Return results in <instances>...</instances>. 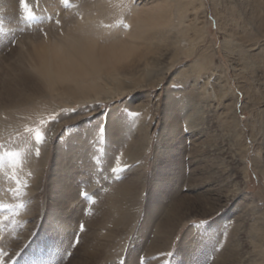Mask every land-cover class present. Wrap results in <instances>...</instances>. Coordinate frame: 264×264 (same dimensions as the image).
<instances>
[{"label":"rangeland","instance_id":"obj_1","mask_svg":"<svg viewBox=\"0 0 264 264\" xmlns=\"http://www.w3.org/2000/svg\"><path fill=\"white\" fill-rule=\"evenodd\" d=\"M60 1L62 3L60 13L58 11L55 15L51 14L54 19L58 18V23L62 13H67L72 7L77 10V6H80L83 7L84 13H90L93 19L90 27L96 36H100L104 27H108L117 20L127 25V28L130 26L128 29H132L133 22H130L128 17L132 14L133 7L141 1L144 5L148 0H68V7H65L63 0ZM154 1H149L148 5L152 6ZM205 3L207 17L203 26L205 25L206 28L203 33L204 43L200 48L206 51L203 55L205 61L208 62L209 58L212 60L209 64L211 67L205 69L207 72L204 70L201 73L193 68L189 69L197 56L183 57L157 88H145L109 101L93 100L86 103H71L64 95L50 94L31 105L17 108L14 112L11 110L10 113L0 114V264H69L71 261L83 258L84 253H89V248L91 247L92 250L94 247V243L90 245L88 243L89 247L86 245L87 248H82L84 236L88 232V222L99 211L101 213V210H104L110 196L116 194L118 184L130 178L140 179L139 184L143 191L140 196L142 204L136 213L138 223L134 221L128 230L123 227L118 229L120 235L116 238L117 240L110 241L104 253L111 252V255L109 254L108 260L103 258V261L101 260L103 263L100 262V264H215L217 257L223 251L226 238L237 215L245 209L250 211L253 216L248 221V227H250L258 219L259 213L264 214V176L258 170V164L254 162L258 157L261 160L263 155L259 153L258 156V143L254 142L251 132L250 120L256 111L249 103L246 88L249 85L245 79L250 76L240 64L239 67L234 68V65L238 63L232 62L234 58L229 56L230 53L224 48L225 34L216 22L218 11L215 12L217 9L213 6L212 0H205ZM199 7L197 2L195 8ZM23 8L26 7L23 6ZM190 10L194 8L191 7ZM193 13H187L189 17L186 18L185 24L190 23ZM51 16L47 19L49 23L44 20L42 24H50ZM31 17L26 18L22 33L33 30L37 24L42 25L36 14ZM200 21L203 22L204 19L201 18ZM24 25L28 26L24 28ZM118 38L121 41L126 40V36ZM114 40L113 36H109L107 45H111ZM12 44L13 47L18 45L16 41ZM210 68L213 69L209 70ZM186 72H189V75H186ZM224 81L230 88L228 99L221 97ZM234 97L237 98L236 113L240 120L237 128L229 127L226 119L227 104L231 103ZM167 104L179 112L178 122L182 132L179 133V130H176L174 138L168 130H165L167 126L164 116ZM196 106L205 116L206 133L204 131L200 136L194 135L192 133L194 131L191 132L185 120L186 115L184 116L188 110L191 112V109ZM112 123L119 129H116V140L122 141L125 147L111 141L109 144L107 132ZM37 132L41 134L42 139L37 140ZM227 134L233 139L226 144L235 146L236 173L241 191L232 203H223L219 212L213 215L203 216L194 209L198 216L193 214V217L183 223L171 249L149 256L144 248L150 245L149 241L153 239L156 228L151 229L152 234L149 239L146 238L149 240L146 243L144 238L151 232L146 228L147 224L144 221H147L149 200L156 195L154 193L156 183L171 182L169 183L172 185L171 188L178 190V187L181 188L178 184L185 181L182 188L183 194L191 195L190 203L196 202L198 193L189 189L191 169L195 167L201 169L204 165L197 161L198 164L194 163L195 166L190 163L193 148L203 141L215 138L222 142L229 137ZM171 137L176 139L170 142ZM136 138L142 144H148V147L143 154L133 160L127 156V151ZM60 149L66 153L69 152L65 161H71L73 167L71 174H64V177L72 180L73 185H71L77 190L82 200L81 207L83 206L81 215L73 216L76 227L72 232L65 227L57 226L55 221L57 215L52 205L54 200L51 199L55 194L52 196L50 192L52 189L50 181L54 177L52 175L54 162ZM168 151L169 153L171 151V154ZM182 153L183 156L185 155L184 158ZM200 158V155L197 156V159ZM41 161L44 162V167H40ZM200 164H202L201 167H199ZM183 169H185L184 174ZM200 182L201 180H198L195 183ZM38 186H40L39 190L33 194L32 189ZM162 192L169 191L166 189ZM162 192H158V195ZM37 202H39V209L37 206L35 208ZM31 209L36 211L35 222L33 221L35 227L30 230L31 234L24 238L29 230L27 229L29 219L26 218V214ZM224 216H230L227 222L221 221ZM113 228L115 227L112 224L99 226L98 231L93 235L103 238L102 234L106 232L104 238H107ZM191 228L194 231L189 234V236L192 235L189 241H193L185 242L184 237Z\"/></svg>","mask_w":264,"mask_h":264},{"label":"bare ground","instance_id":"obj_2","mask_svg":"<svg viewBox=\"0 0 264 264\" xmlns=\"http://www.w3.org/2000/svg\"><path fill=\"white\" fill-rule=\"evenodd\" d=\"M36 1L37 3H35ZM149 1L151 0L145 2L144 5L143 1L138 2L137 6L133 7L132 14L130 13L131 15L128 17V20L130 18L129 21L133 22L132 29H128L127 25L117 20L108 27H104L100 36H96L90 27L93 19L90 17V13H84L83 7L77 6V9L75 5L77 10L72 7L67 13L60 14L62 18H60L61 23L59 22V24L58 18L54 19L53 15L61 9L60 0H23V3L21 0H0V114L10 113L11 110L14 112L17 108L31 105L50 94L64 95L71 103H86L93 100L109 101L145 88H157L183 57L197 56L195 62L189 66V69L193 68L195 71L198 70L197 72L211 67L209 64L212 63V60L209 58V61L206 62L203 58L206 51L200 48L204 43L203 33L206 28L205 25L203 26L207 17L205 0H153L155 3L153 2L152 6L148 5ZM197 2L200 7L196 9ZM212 2L217 9L215 12L218 11L216 22H218L219 29L225 34L224 48L230 53L229 56L234 58H232V62L238 63L234 65V68L239 67L240 64L250 76L245 77L249 85L246 88L249 103L256 111L250 120L251 132L254 142L258 143V156L259 153L263 155L261 160L258 157L254 162L258 164V170L264 176V0H212ZM25 5L27 7L23 8ZM191 7L194 10H190ZM188 12H194V16L189 24H185L186 18L189 17ZM29 14H36L41 20V24L44 20L48 22V17L53 15L50 24H37L33 30L22 33V26L26 23ZM200 15L204 19L203 22L200 21ZM26 26L28 25H24V28ZM109 36L115 38L111 45H107ZM122 36L123 38L126 36L125 41L118 38H122ZM15 41L18 45L13 47L12 43ZM205 71L207 72V70ZM188 73L186 72V75ZM222 87L221 97L225 99L230 91L229 84L224 81ZM236 100L237 98L227 104L226 112L227 124L234 128H237L240 121L236 113ZM189 103L191 105V102ZM191 110L184 114L186 123H188L191 132L194 131L192 132L194 135L200 136L206 130L204 129L205 116L202 115L201 110L197 109V106ZM178 113L172 109L171 105H166L164 121L167 128L165 130H168L172 137L176 130H179V133L182 132L179 128ZM116 127L112 123L107 132L109 144L111 141V143L125 147L122 141L116 140V129L119 130ZM142 131L144 130L142 129ZM227 136L229 139L225 138L222 142L216 138L202 140L203 142L197 145L200 149L193 148L190 163L194 165L197 161L204 165V167L202 164L198 165L203 167L201 169L198 167L191 169L192 177L189 189L198 193L196 202L190 203L191 195L183 194L182 188L185 181L178 184L181 186V188L178 187V190L171 188L172 185L169 184L171 182L156 183L157 186L154 187L156 195L149 200L147 221H144L150 232L151 229L156 228L153 239L150 241L146 239L150 238L152 232L144 238L146 243L150 242V245L144 248L149 256L171 249L183 223L193 217V214L198 216L194 209L203 216L213 215L219 212L223 203H232L238 192L241 191L236 173L235 146L226 144L233 138L231 139L229 134ZM172 137L170 142L178 138L177 135H175V139ZM147 145L142 144L136 138L127 151V156L133 160L137 159L146 151ZM68 153L61 149L58 150L52 174L54 177L50 181L52 185L50 192H52V196L55 194L51 199L54 200L52 202L54 209H52L57 215L55 219L57 226L60 225L72 232L76 227L73 216L81 215L83 206L81 207L82 200L79 198L77 190L72 186V180L64 177V174L70 173L73 167L71 161H65ZM199 155L201 158L197 159ZM184 156L182 153V158ZM130 159L128 160L131 162ZM43 163L41 161L40 167H44ZM198 170L201 172L200 177ZM183 171L184 174L185 169ZM139 180L130 178L118 184L116 194L110 196L104 210L102 209L101 213L99 211L95 217L91 218L94 219L93 222L92 220L88 222V232L84 236L82 248H87L92 243H94V247L92 250L90 247L89 253H84L83 258L71 261L69 264H100V262L103 263V258H108L111 252L104 253L107 251L106 248L111 243L110 241L120 235L118 229L123 227L128 230L131 224L138 220L136 213L142 204L140 196L143 193ZM198 180L201 182L195 183ZM39 188L40 186L32 189V193L35 194ZM166 189L169 192H162ZM158 192L162 193L158 195ZM36 206L39 209V202L35 203V208ZM241 212L235 218L223 251L221 249L222 252L217 257L215 264H264V214L259 213L254 225L248 227V221L252 215L246 209ZM35 213L36 211L31 209L26 214V218L29 219V223H27L29 230L24 238L31 234L30 230L35 227ZM229 217L224 216L221 221L227 222ZM105 224L107 226L112 224L115 227L111 229L110 234L108 233V237L104 238L106 232L102 234L104 239L98 235L94 236L93 234H96L99 226L103 227ZM63 231L65 232L64 229ZM192 231L194 230L191 228L184 237L185 242L193 241H189L192 237L189 234L193 233ZM86 245L88 246L86 247ZM115 245L117 244L115 243Z\"/></svg>","mask_w":264,"mask_h":264},{"label":"snow or ice","instance_id":"obj_3","mask_svg":"<svg viewBox=\"0 0 264 264\" xmlns=\"http://www.w3.org/2000/svg\"><path fill=\"white\" fill-rule=\"evenodd\" d=\"M21 2L23 3V0H21ZM63 2H64L65 7L69 6L68 0H63ZM25 7H27V5H25ZM29 18H32L31 14H29ZM36 138H37V140L42 139V136H41V134L39 132L36 133ZM37 154H39V153H37Z\"/></svg>","mask_w":264,"mask_h":264}]
</instances>
